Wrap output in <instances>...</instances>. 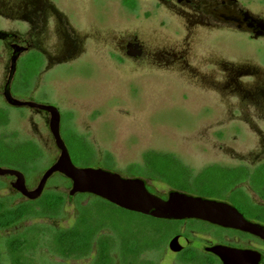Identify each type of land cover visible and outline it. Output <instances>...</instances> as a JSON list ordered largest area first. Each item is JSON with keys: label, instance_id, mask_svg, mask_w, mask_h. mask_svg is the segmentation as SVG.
<instances>
[{"label": "flooded vegetation", "instance_id": "af4514ba", "mask_svg": "<svg viewBox=\"0 0 264 264\" xmlns=\"http://www.w3.org/2000/svg\"><path fill=\"white\" fill-rule=\"evenodd\" d=\"M138 1L121 0V3L125 10L133 11ZM154 1L163 5L185 6L193 9L192 14L202 16L193 30L195 26L185 25L186 19L193 18L191 12H178V27L183 30V35H191L194 41L189 52L192 61L197 56L206 58L214 54L222 66L223 61L231 59L216 45L198 46L202 36L212 33L215 36L227 33L246 35L254 46L252 50L255 53L258 50L264 56V2L258 4V0H251V13L240 7L235 15H229L228 4H235L234 0H214L210 7L220 9L219 12L207 9L206 1L201 2L203 6L196 5V0ZM200 6L204 10L201 11ZM45 22L35 16L27 32L14 30L11 40L10 32L0 31V41L10 40L2 43L1 55L6 56L8 64L12 65V74L5 76L7 80L1 87L0 144L14 150L23 147L29 151L17 159L0 160V263L76 264L78 259L70 250L75 246L84 249L85 242L77 237L76 245L72 246L69 235L82 234L83 231L90 232L92 236L85 253H77L84 256L80 262L89 257H93V261L98 258L100 250L105 253L108 264H197L182 261L185 256L187 260H207L201 264H223L217 254L220 249L258 252L264 256V252L252 246L255 242L264 246V242L248 233L198 219H158L122 209L90 193L71 194L73 181L60 171L52 170L66 151L78 170H102L122 179L139 180L149 194L162 200H167L171 192H178L225 203L247 221L264 226V106L256 110L251 106V117L256 125L253 126L256 129L254 134L256 132L258 140L251 135L250 158L242 155L189 156L178 153L176 149L165 151L158 141L154 145L148 142L134 147L125 143L129 142L127 138L105 137V123L95 124V113L99 110L95 108V95L86 100L85 96L62 97L60 102H54L47 93V75L50 72L63 66L72 70L87 62L83 61L87 55L89 63L95 59V32L91 33L93 37H78L79 32L75 33L63 21L65 38L70 40L71 37L74 45L57 53L51 50L53 28L45 27ZM199 28L202 31L196 37L194 34ZM44 31L45 38L41 41L39 33ZM27 34H31L29 41L24 39ZM88 40L93 41L91 45ZM183 40V37L178 39L179 42ZM186 50L178 47L173 56L162 52L158 59H153V52L149 53L143 44L131 37L126 38L120 47L117 43L114 48L115 59L132 68L129 76L138 77L136 80L139 81L162 77L164 63H184ZM31 54H38L40 64L27 86L21 88L18 82L21 61ZM251 58L231 60L241 65L245 61L256 65ZM211 62L208 63L211 65ZM219 71L227 78L226 67H220ZM239 77L251 83L252 104V93L256 92L253 84L259 83L264 88V74L256 73L251 66V70H244ZM261 96L264 99L263 93ZM72 147L78 149L74 154ZM74 158L79 159L78 164ZM215 159L221 161L218 163L213 161ZM211 173H220L223 177L219 190L206 179ZM90 199H95V202H89ZM99 202L122 212L163 222L167 227L155 229L149 236L147 230L133 229V239L123 240L109 223L100 219L95 204ZM92 211H95V219ZM70 221L72 224L69 226ZM177 237L181 240L176 241Z\"/></svg>", "mask_w": 264, "mask_h": 264}, {"label": "rangeland", "instance_id": "374dc122", "mask_svg": "<svg viewBox=\"0 0 264 264\" xmlns=\"http://www.w3.org/2000/svg\"><path fill=\"white\" fill-rule=\"evenodd\" d=\"M153 1L139 0L136 9L129 11L122 7L121 0H0V31L10 32L11 40L14 30L26 33L33 24L34 17H40L42 21H46L45 27L53 28L54 43L51 50L57 53L73 44L71 37L70 40L65 38L63 21L75 33L79 32L78 37L92 36L91 33L95 32V59L89 63L87 55L83 58L87 62L72 70L63 66L50 72L47 75V93L54 102H60L62 97L73 99L85 96L86 100L85 98L95 95V108H99L95 113V124L105 123V137L127 138L129 142L125 143L134 147L148 142L154 145L158 141L165 151L176 149L178 153L189 156L242 155L250 158L251 135L258 140L256 132L254 134L256 129L253 126L256 125L251 117V106L255 110L264 106L261 96L264 88L259 83L253 84L256 92L252 93L254 100L251 104V83L248 84L239 76L244 70H251V66L256 73L264 74L262 52L256 50L255 53L252 50L254 46L246 35L227 33L215 36L212 33L202 36V42L198 46L216 45L218 50L221 49L231 59L253 56L251 59L255 60L253 62L256 65H251L248 61L241 65L227 59L220 66L218 56L214 54L206 58L197 56L192 61L189 52L193 48V38L187 33L183 35L177 21L178 12L188 14L193 9ZM202 1L207 2V9L220 11L210 7L214 0H196L195 4H201ZM234 1L235 4H228L227 14L235 15L240 7L251 13V0ZM263 2L264 0H258V4ZM202 6L201 11L204 10ZM192 15V19H186L185 25L195 26V30L202 16ZM196 31L198 32L194 35L198 37L202 28ZM45 32L39 33L41 41H44ZM30 37L31 34H27L24 39L29 41ZM128 37L137 39L149 53L153 52V59H158L162 52L173 56L178 47L187 49L186 61L179 65L164 63L162 77H150L144 81L136 80L138 77L131 78L129 71L132 68L117 61L114 52L115 45L118 43L120 47ZM182 37L183 42H179L178 39ZM9 39L0 41V47L3 42H9ZM88 41L90 45L93 42ZM177 43L181 44L177 46ZM1 54L0 52V95L1 87L7 80L5 76L12 74V65ZM40 60L38 54H31L21 61L19 87L27 86ZM210 61L211 65L208 63ZM220 67H226L227 78L220 73ZM259 91H262L261 95ZM77 151L76 147L71 148L72 154ZM28 152L23 147L14 150L0 144V160L17 159L26 156ZM213 161L219 163L221 160ZM74 162L78 164L79 159L74 158ZM198 164L204 165L203 162ZM206 179L220 189L223 181L220 173H211ZM91 201L95 202V199H90L89 202ZM95 204L100 219L109 223L123 240L134 235L133 229L147 230L149 236L155 229L167 227L163 222L122 212L102 202ZM92 212L95 219V211ZM71 224L70 221L69 226ZM252 246L253 249L264 252L263 245L255 242ZM74 257L78 259L76 264H89L93 258L80 262L79 259H84V256L75 254ZM166 261L167 259L164 262ZM91 264H99L98 259H93Z\"/></svg>", "mask_w": 264, "mask_h": 264}, {"label": "water", "instance_id": "95a60500", "mask_svg": "<svg viewBox=\"0 0 264 264\" xmlns=\"http://www.w3.org/2000/svg\"><path fill=\"white\" fill-rule=\"evenodd\" d=\"M73 181L71 194L90 193L128 211L158 219H198L225 228H232L255 236L264 242V226L247 221L233 207L212 200L171 192L167 200L149 194L144 183L126 180L102 170H78L64 151L52 169ZM181 240L177 237L176 241ZM217 254L223 264H264L258 252L220 249Z\"/></svg>", "mask_w": 264, "mask_h": 264}, {"label": "trees", "instance_id": "16d2710c", "mask_svg": "<svg viewBox=\"0 0 264 264\" xmlns=\"http://www.w3.org/2000/svg\"><path fill=\"white\" fill-rule=\"evenodd\" d=\"M69 236H71V238H72L71 240H69V241H71V243H72L71 245L72 246L73 245H76V242H75L76 240L75 239H77V237H78L79 240L82 239L85 242V244H84L85 248L84 249H77V248H75L76 247L75 246L70 251L71 252L73 251V253H75V254H77L78 252L84 254L85 253V250L87 249V247L89 245V240H90L92 234L90 232L83 231L82 234L81 233H78L77 235L76 234H70ZM78 239H77V241H78ZM97 259H98L99 264H108V259H107L106 255H105V253L102 252V250L99 251V254H98V258ZM182 261H194V263H197V264H201L202 261L204 263L207 262V260H202V259H199V258H194V259H188L187 260L186 256L185 257H182Z\"/></svg>", "mask_w": 264, "mask_h": 264}]
</instances>
